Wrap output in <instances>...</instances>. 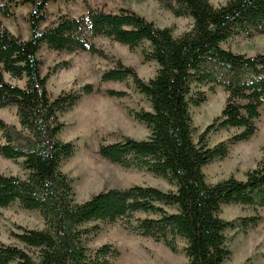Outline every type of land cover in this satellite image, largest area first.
Returning a JSON list of instances; mask_svg holds the SVG:
<instances>
[{
	"label": "trees",
	"instance_id": "trees-1",
	"mask_svg": "<svg viewBox=\"0 0 264 264\" xmlns=\"http://www.w3.org/2000/svg\"><path fill=\"white\" fill-rule=\"evenodd\" d=\"M57 1L63 0L0 4L3 19H12L15 7H29L28 39L13 35L0 20V109L15 107L18 119L14 126L0 118V156L21 160L26 173L24 178L0 173V209L17 203L24 210L37 211L43 220L41 229L18 226L12 234L14 244L0 242V264H112L119 256L117 250L109 244L91 249L88 242L98 234L100 223L113 224L134 214L146 215L133 228L141 237L163 242L173 252L176 239H181L188 264H225L231 251L224 232L234 229L235 222L221 218V207L264 209V160L242 181L229 177L212 185L206 183L203 168L226 158L231 145L255 134V121L264 108V54H237L221 45L234 37L264 34V0H228L219 7L209 0H158L175 17L192 20L191 29L178 37L129 8L110 12L88 7L83 15H60L42 28L48 5ZM102 37L129 49L146 43L143 59L157 65L155 75L144 81L121 59L109 57L94 44ZM43 46L111 61L113 67L101 74L100 83L131 80L150 109L130 115L146 126L149 136L124 137L100 145L97 153L124 168L144 169L174 190L134 185L101 191L75 203L72 181L60 171L74 153V144L59 138L65 127L60 116L98 90L85 84L53 97L47 81L60 66L42 75L37 55ZM202 85L222 88L226 99L220 114L195 142L190 107L205 103V92L197 89ZM106 94L125 96L114 90ZM230 128L240 132L212 148L204 143L208 133ZM259 220L243 218L240 228L245 232Z\"/></svg>",
	"mask_w": 264,
	"mask_h": 264
},
{
	"label": "rangeland",
	"instance_id": "rangeland-1",
	"mask_svg": "<svg viewBox=\"0 0 264 264\" xmlns=\"http://www.w3.org/2000/svg\"><path fill=\"white\" fill-rule=\"evenodd\" d=\"M227 1L209 0L214 7H219ZM3 2L4 0H0V4ZM88 7L102 8L110 12H116L119 8L132 9L155 26L170 28L174 37L192 27L190 18L175 17L164 9L158 0H63L48 5V20L46 24H42V28L54 22L60 15H83ZM28 10V6L13 8L12 19H3L0 16L2 25L13 35L28 39ZM94 44L109 57L121 59L124 65L134 68L144 81L156 73L157 65L143 59V52L148 50L146 43L129 49L102 37L95 39ZM221 47L247 56L264 54V34L255 35L250 39L234 37ZM37 56L41 61L42 75H46L54 66H60L47 81L48 92L53 97L61 92L78 91L85 84H92L98 90L97 93L84 97L73 109L60 116V121L65 127L59 138L74 144L72 157L61 164L60 171L72 181L75 203H83L101 191L125 189L134 185L152 186L163 191L174 190L166 180L144 169L124 168L102 159L97 153L100 145L121 141L124 137L145 140L149 136L146 126L130 115V111L150 109L149 103L135 90L131 80L100 83L101 74L112 68L113 63L86 52L58 53L43 46ZM11 82L22 85L15 80ZM197 87L205 92L206 101L199 107H190L195 142L199 141V137L204 135L206 128L220 114L226 99L220 87ZM108 90L124 92L125 96L109 97L106 94ZM0 118L8 125L18 126L16 108L13 106L0 109ZM255 126L253 137L246 142L231 145L226 158L215 160L203 168L207 184H216L229 177L242 181L247 171L254 169L258 162L264 160V108L261 109ZM238 132L240 130L233 128L212 131L205 135L204 143L212 148L226 142ZM2 142L0 132V143ZM0 173L21 178L26 174L21 167V160H7L1 156ZM220 216L225 221L235 222L234 229L224 232L231 251V256L225 264H264V209L224 205L221 207ZM253 216H258L260 220L255 227L244 232L240 228L241 219ZM144 217V214H134L113 224L98 223L100 230L90 239L88 247L95 249L104 244L111 245L119 252L112 264H188L183 252L185 244L181 239H176L173 252L163 242H155L134 232L136 220ZM18 226L41 229L43 220L37 211L24 210L17 203L0 209V242L14 244L12 234L18 232Z\"/></svg>",
	"mask_w": 264,
	"mask_h": 264
}]
</instances>
